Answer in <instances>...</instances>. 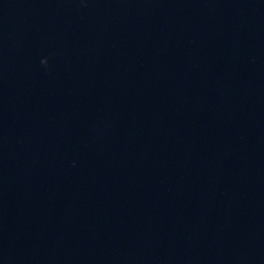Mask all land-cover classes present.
<instances>
[{
  "label": "clouds",
  "instance_id": "1",
  "mask_svg": "<svg viewBox=\"0 0 264 264\" xmlns=\"http://www.w3.org/2000/svg\"><path fill=\"white\" fill-rule=\"evenodd\" d=\"M42 63L47 64V61L46 62L45 61H42Z\"/></svg>",
  "mask_w": 264,
  "mask_h": 264
}]
</instances>
